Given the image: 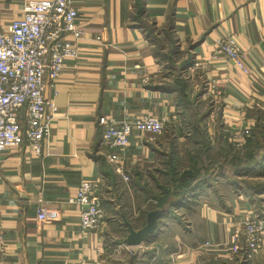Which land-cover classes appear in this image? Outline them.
Instances as JSON below:
<instances>
[{"label": "crops", "instance_id": "0c3cea01", "mask_svg": "<svg viewBox=\"0 0 264 264\" xmlns=\"http://www.w3.org/2000/svg\"><path fill=\"white\" fill-rule=\"evenodd\" d=\"M26 1L0 0V28L22 17ZM74 2L82 32L78 56L66 59L58 79L45 87L44 98L56 112L42 155L27 144L0 152L2 264H264V234L261 253L246 262L229 259L228 234L244 220H264V212L231 181L210 180L209 164L202 161L194 167L202 169L203 187L178 208L168 209L178 195L167 197L154 235L138 247L124 244V221L138 231L148 213L163 210L156 207L163 188L173 190L197 148L177 93L159 89L178 79L179 63L191 59L182 74L184 95L192 106L209 105L204 132L212 146L218 136L229 153H238V141L243 137V148L264 125V0H144L141 26L136 0ZM218 39L240 50L247 74L216 53ZM212 84L218 96L207 91ZM146 115L168 119L161 135L134 132L121 150L102 142V125L110 118ZM111 152L118 154L127 183L108 163ZM210 156L217 158L213 151ZM97 179L102 221L99 230L86 232L78 207L67 200L82 181ZM39 204L59 209L60 219L39 222Z\"/></svg>", "mask_w": 264, "mask_h": 264}, {"label": "built area", "instance_id": "2783aa9c", "mask_svg": "<svg viewBox=\"0 0 264 264\" xmlns=\"http://www.w3.org/2000/svg\"><path fill=\"white\" fill-rule=\"evenodd\" d=\"M76 16L74 0H27L23 4L22 17L0 28V152L27 144L34 155H42L56 112L55 104L44 98V90L46 85H53L58 79L65 60L78 56L76 40L82 32L76 24ZM215 47L218 55L248 73L237 47L224 39L216 40ZM207 91L219 95L213 84L208 85ZM167 121L149 115L133 121L110 118L102 125V142L108 149L121 150L128 146L134 132L161 135ZM242 144L243 137L238 141V148ZM106 158L114 172L127 183L129 178L123 173L118 154L111 152ZM102 199V184L97 179L82 181L75 197L67 200L78 207L79 225L83 231L99 230ZM60 216L57 208L39 204L36 209L39 222H54ZM263 234L262 217L242 221L231 230L224 243L229 259L246 262L261 253ZM2 236L0 223V264L4 252Z\"/></svg>", "mask_w": 264, "mask_h": 264}, {"label": "trees", "instance_id": "16d2710c", "mask_svg": "<svg viewBox=\"0 0 264 264\" xmlns=\"http://www.w3.org/2000/svg\"><path fill=\"white\" fill-rule=\"evenodd\" d=\"M143 5L144 0H136L135 18H137L138 20H141L142 16L145 13ZM140 23V26L143 25L142 20ZM157 45L159 46V43H157ZM178 53L179 52L177 51V48H175L174 54L176 55ZM191 63L192 62L190 58H187L183 62L179 63V73L177 75L178 79H175L172 84L169 83L159 88L175 91L177 93L178 105L180 109L184 112H189L186 127L190 131V139L193 142V145L197 146L188 170L183 171L177 178L174 179L175 184L173 190H169L168 187L163 188L164 202L162 201V203H159L156 207H162L166 202L167 197L178 195L177 200L169 202V210L171 208H178L180 204L183 203V198L195 192L197 189L203 187L204 181H206V179L203 180L201 177L202 169H195L194 167L198 164V161L204 162V165H206L208 162L210 170V180H214L217 177H220L228 182L234 181L235 183L233 185L235 186V188H238V190H241L246 194L250 193L252 195H256L258 193L264 192V187H251L247 184L241 183V181H235V179L244 176L247 172L252 171L253 169L263 164L264 125L260 124V128L258 130H254L252 132V136L247 139V142L242 149V152L246 150L243 155L239 154L240 156H238V153H229V147L225 143L220 142L218 136H216L214 146H212L204 132L206 128L205 119L210 112V110H208L209 106L205 109H202L199 105L192 106L189 99L184 95L187 83L183 79L184 77L182 74L185 70L188 69ZM211 151L216 153V159L210 156ZM206 172L207 170L205 171V175ZM172 191H177L178 194L172 193ZM154 209L157 208L154 207L152 210Z\"/></svg>", "mask_w": 264, "mask_h": 264}, {"label": "water", "instance_id": "95a60500", "mask_svg": "<svg viewBox=\"0 0 264 264\" xmlns=\"http://www.w3.org/2000/svg\"><path fill=\"white\" fill-rule=\"evenodd\" d=\"M234 181H231V184H234ZM167 210L163 209L160 211H152L147 214L146 224L138 231H134L128 223L124 221V226L128 232V236L124 240V244L127 247H138L142 242L147 240V238L154 235L157 228V220L165 216Z\"/></svg>", "mask_w": 264, "mask_h": 264}, {"label": "rangeland", "instance_id": "374dc122", "mask_svg": "<svg viewBox=\"0 0 264 264\" xmlns=\"http://www.w3.org/2000/svg\"><path fill=\"white\" fill-rule=\"evenodd\" d=\"M198 87L199 89L197 91L202 92L203 88L201 86ZM205 105H206L205 108L209 106L207 103ZM242 149H243L242 147L238 148V156L243 155L244 152H246V150L242 152ZM238 181L239 182L241 181V183L247 184L248 186L251 187H264V161L261 166H258L252 171L247 172L244 176L239 177ZM248 198L252 201V204L254 205L256 211H258L259 213L264 212V192L258 193L256 195H252L249 193Z\"/></svg>", "mask_w": 264, "mask_h": 264}]
</instances>
